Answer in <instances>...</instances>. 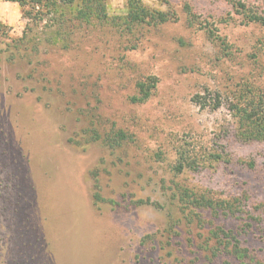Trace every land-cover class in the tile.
<instances>
[{
    "label": "rangeland",
    "instance_id": "1",
    "mask_svg": "<svg viewBox=\"0 0 264 264\" xmlns=\"http://www.w3.org/2000/svg\"><path fill=\"white\" fill-rule=\"evenodd\" d=\"M237 2L143 0L171 20L130 30L106 0L59 49L0 0V264H264V142L234 109L264 92V27ZM178 189L227 209L188 219Z\"/></svg>",
    "mask_w": 264,
    "mask_h": 264
},
{
    "label": "trees",
    "instance_id": "2",
    "mask_svg": "<svg viewBox=\"0 0 264 264\" xmlns=\"http://www.w3.org/2000/svg\"><path fill=\"white\" fill-rule=\"evenodd\" d=\"M18 3L24 11V16L29 20H32L43 33L47 35L46 28H53V35H48L46 38L48 46H59L68 49L71 46V42L67 39L70 31H73L76 25H89L93 21L102 22L109 19L106 8V0H10ZM255 5H248L246 3L237 2L234 3L236 9H238L242 18L249 23L257 24L264 27V0H257ZM128 16L126 22L128 29H138L137 27L144 24L154 23H167L171 20V17L167 14H153L144 6L143 0H127ZM187 14L189 22L193 25L195 17L190 6H187ZM47 22L48 25L42 24ZM52 32V30H50ZM55 34V35H54ZM66 34V35H65ZM66 37H65V36ZM23 45L18 42L14 46L16 53L23 50ZM46 44H36L31 51L37 52L45 48ZM30 48L27 49L28 51ZM260 50L264 53V40L260 42ZM21 54V53H20ZM157 86L156 79H150L145 82L137 84V93L134 98L135 102H144L149 100L152 90ZM236 114L238 115L240 138L245 141H262L264 142V92L258 93L251 92L249 95H241L234 106ZM98 137V136H96ZM125 139L124 136L120 138L118 136V142ZM119 143H117L118 145ZM183 169V166H179ZM177 203L182 210V213L186 218H194L199 210L210 209L213 211L223 210V206L212 204L210 201L201 199L188 190L178 189L176 192ZM227 209V208H224ZM230 209V208H229ZM227 211H230V210ZM235 214L236 212H232ZM223 237V238H222ZM218 240L234 239L229 233L218 229L214 232V238ZM237 255H241L239 250L236 251ZM261 264V263H259Z\"/></svg>",
    "mask_w": 264,
    "mask_h": 264
}]
</instances>
